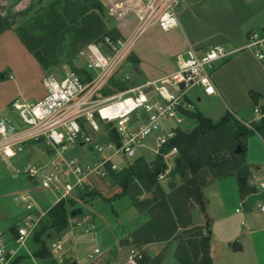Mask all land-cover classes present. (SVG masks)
Instances as JSON below:
<instances>
[{
	"label": "rangeland",
	"instance_id": "obj_1",
	"mask_svg": "<svg viewBox=\"0 0 264 264\" xmlns=\"http://www.w3.org/2000/svg\"><path fill=\"white\" fill-rule=\"evenodd\" d=\"M123 1L125 0H0V116L10 115L9 108L17 99L25 102L43 99L47 95V90L43 87L45 77L53 76L60 79L70 69L83 72L85 61L77 58L78 52L90 43H100L106 35L119 36L117 25L121 14L113 12V6ZM129 58L130 56L125 59L107 83V93H116L120 89L134 85L132 80L137 83L143 82V77L136 73ZM126 75L132 79L127 83L121 81ZM229 86L237 94L234 104L236 116L247 122L253 123L254 118L255 122H259L260 119H256L252 112L253 105L249 97L239 93V84L235 82L234 87L232 84ZM198 96H202L199 102ZM187 97L194 105L193 111H199L206 116H218L216 120H219L227 110V105L221 98L208 99L199 89L191 90ZM237 121L244 125L242 121L238 119ZM169 126L173 127L174 124L170 122ZM193 127L194 122L191 120L184 126L187 131H191ZM151 142V138L145 140V144ZM239 148L240 146L236 145L235 128L230 124L222 125L219 129L205 134L199 141L193 154L206 161V166L199 171L200 181L206 184L203 192L205 204L204 210H201L192 198L188 202V210L193 227H199L193 222L194 218L205 225L206 218L212 215L219 240L237 236V240L244 246L240 251L231 252L232 248L228 242L223 253L217 257L218 264H264V214L258 208L264 193L256 188L255 184L245 188V193H241L238 179L227 178L213 182L218 179L216 174L225 173L236 174L238 178L246 179L251 178L253 173L255 178H264V136L254 134L248 137L244 155L246 166L243 171L241 168L232 169L234 167L232 153L240 156L241 150L239 152L237 150ZM35 152L31 154L40 153ZM82 154L86 155L87 152L83 151ZM138 155L130 162V166L137 162L150 164L156 158L146 149H141ZM68 156L73 157L76 154L69 153ZM27 158L30 159V152ZM28 161L20 159L14 164H25ZM129 167L114 174L109 181L96 183L94 190L75 194V197L65 204L72 216L89 219L97 231V239L92 242L89 235L84 234L83 229H76L73 242L66 245V258L69 264L78 262L98 264L102 261L117 264L115 255L118 253L119 242L125 248L120 254L123 261L119 259L118 264L123 262L126 264L125 258L129 248L146 252L145 264H179L175 259L178 251L182 252L185 248L191 250L186 243L193 241L194 235L198 233L197 229L192 227L187 232L179 230L170 240L156 242L157 244L153 246L134 244L130 237L133 231L128 236L130 240L128 238L121 240L134 227L137 226L134 231L141 227L138 224L145 218L149 220L147 213H139L132 206L130 197L121 193V183L128 176ZM191 177L185 164L172 161L170 175L157 183L167 192H171L183 186ZM28 182L25 177L13 180L9 171L4 167L0 168V214L5 215V219H0V232L7 239L10 237L7 233L8 228L13 225L9 229L13 236L16 226L26 214L23 204L15 202L14 198L33 188ZM248 183L250 184V180ZM132 187L133 185L130 186L129 195L130 192L139 193L136 189L132 191ZM255 188L257 191L253 192ZM233 191L238 193L237 199H232ZM140 194L141 198L151 197L149 192L140 190ZM31 195L37 205L36 211L40 213L45 212L56 201V196L50 191L35 190ZM243 196H247L246 203L243 202ZM42 224L47 226L46 222ZM66 234L65 229L58 230L56 227L46 229L43 231L41 241L49 251V244L54 240H61ZM28 247L32 255L41 248L34 237L29 241ZM94 247H98L102 252L98 261H90L87 258L89 249ZM151 248L153 251H150ZM51 258L47 257L44 260L33 258L31 264H56ZM25 263L30 264V258L20 261L19 264Z\"/></svg>",
	"mask_w": 264,
	"mask_h": 264
},
{
	"label": "built area",
	"instance_id": "obj_2",
	"mask_svg": "<svg viewBox=\"0 0 264 264\" xmlns=\"http://www.w3.org/2000/svg\"><path fill=\"white\" fill-rule=\"evenodd\" d=\"M184 1L125 0L114 5L113 12L121 14L120 22L128 17L136 20L129 36L106 35L100 43L86 45L77 54L85 61L83 72L70 69L60 79L45 77L47 95L43 99H17L9 108L10 115L0 116V168L9 171L13 180L25 177L33 187L14 198L23 204L26 214L10 239L0 232V264H11L20 255L33 260L28 243L47 211L127 170L141 149L161 157L165 163L166 169L158 181L170 175L172 161H178L179 156L174 141L179 132H189L184 126L191 120L189 113L195 112L188 93L199 89L205 96L216 95L214 69L236 51L215 46L199 54L190 48L177 56L176 69L170 75L116 93H107L106 88L149 29L156 26L169 32L178 27L177 9ZM241 50L251 52L258 62L264 63V27L250 31ZM130 80L128 75L121 79L126 83ZM254 114L259 120L264 117V110L256 106ZM244 125L250 127V123ZM148 138L151 144H145ZM35 151L40 153L31 154ZM83 151L87 154L83 155ZM69 153L76 156L69 157ZM20 159L29 161L14 164ZM254 184L264 193V179ZM35 190L50 191L56 196L55 203L45 212L36 211L31 195ZM258 208L264 214V198ZM77 228L83 229L90 241L97 239L96 228L89 219L69 214L67 234L49 244L57 264H69L66 245L73 242ZM101 255V250L94 247L87 258L98 261ZM143 256V252L130 248L126 264H138Z\"/></svg>",
	"mask_w": 264,
	"mask_h": 264
},
{
	"label": "crops",
	"instance_id": "obj_3",
	"mask_svg": "<svg viewBox=\"0 0 264 264\" xmlns=\"http://www.w3.org/2000/svg\"><path fill=\"white\" fill-rule=\"evenodd\" d=\"M177 14L179 25L176 29L163 32L156 26L152 27L135 45L129 55L131 58L129 60L133 64L136 73L142 76L144 80L137 83L131 79L134 85H141L146 81L157 80L172 74L176 69L177 56L184 54L190 48L195 49L199 54H203L211 47L221 46L228 51L236 52L227 60L218 63L214 69L213 81L217 92L216 95H202L208 99L221 98L227 105V110L219 120H216L218 116H206L198 112L214 123L220 121L226 113H230L236 120L238 119L242 123H251L252 121L247 122L236 116V106L234 104L237 94L230 89L229 84H232V87L235 86V82L239 84V93L241 92L244 96L249 97L253 105V114L256 106H260L264 110V63L258 62L251 52L241 50L247 42L248 33L264 27V0H185L179 7ZM130 19L132 21L129 22ZM135 24L136 20L134 17H128L127 20L119 22L117 25L118 34L122 37L129 36ZM201 97H197L198 102L201 100ZM253 121H255V118ZM227 178L239 180L236 174H232L227 177L218 178L213 182ZM258 179L264 178H255V175L252 173V177L246 180V188L250 185L251 187L254 186L255 181ZM248 180H250V184ZM204 189L205 187L202 193ZM241 190V193H245V188L241 187ZM253 192H255V189H253ZM237 198L238 193L233 191L232 199ZM246 199L247 196H243L244 203H246ZM211 216L208 217L211 226L210 256L213 263L218 264L217 257L223 253L225 245L228 242H230L229 246L231 248L235 242L240 245L241 250L244 246L237 240V236H232V238L230 237L226 240H219L217 229L214 227L215 222L212 221L213 217ZM0 219H5V215L1 213ZM146 221L147 218L138 224V226H142ZM195 221L194 218L193 222L198 226L204 225ZM12 226L8 228L7 232L8 236H10L9 239L12 237L9 232ZM134 228L127 235H124L121 240L128 238L130 233L134 231ZM155 244L157 243L148 244L147 246ZM123 248L125 246L123 247L119 242L118 253L115 255L117 264L119 259H123V256L120 257ZM150 251H153V249L151 248ZM144 255H146V252ZM108 263L107 261H102V263L98 264ZM123 264L125 263L123 262Z\"/></svg>",
	"mask_w": 264,
	"mask_h": 264
},
{
	"label": "trees",
	"instance_id": "obj_4",
	"mask_svg": "<svg viewBox=\"0 0 264 264\" xmlns=\"http://www.w3.org/2000/svg\"><path fill=\"white\" fill-rule=\"evenodd\" d=\"M77 72L79 71L77 70ZM252 96L254 95L252 94ZM189 117L195 124L194 128L189 132H179L174 144L179 150L180 163L185 164L192 177L188 178L183 186L177 187L171 192H166L157 183L158 176L164 172L166 165L161 157H156L153 163L137 162L129 167V174L121 183V193L130 197L132 206L140 213L149 215V220L131 233L130 237L134 244L143 246L156 242H165L176 236L179 230H186L187 232L192 227L196 228L198 233L194 235L193 241L186 243L187 246L191 247V250L185 248L182 252L178 251L175 259L179 264H214L210 256L211 226L209 219H206L204 226L193 227L188 210V202L192 198H194L201 210H204L202 191L206 184L204 181H200L199 171L206 166V161L202 157L194 156L193 153L205 134L219 129L222 125L230 124L235 128L236 145L240 146L241 150L240 156H237L234 152L232 153L231 158L234 159V167L232 169L241 168L243 171L246 166L244 161L246 140L254 134L264 136V117L259 122L250 123V127L241 125L230 113H226L216 123L199 112L189 113ZM230 175L232 174H216V177L222 178ZM245 175L240 174V176ZM131 185H133L132 191L136 189L139 193L132 194L130 192L129 195ZM140 190L149 192L151 197L141 198ZM69 214L64 203H59L47 211L33 236L34 240L40 243L41 246L33 254V258L44 260L47 257H52L45 247V243L41 241V236L46 229L56 227L58 230H67ZM45 222L46 227L42 224ZM146 256L144 255L139 261L140 264H145ZM29 258L31 264L32 258L24 255L15 258L11 264H19L20 261L29 260Z\"/></svg>",
	"mask_w": 264,
	"mask_h": 264
},
{
	"label": "water",
	"instance_id": "obj_5",
	"mask_svg": "<svg viewBox=\"0 0 264 264\" xmlns=\"http://www.w3.org/2000/svg\"><path fill=\"white\" fill-rule=\"evenodd\" d=\"M237 150L239 152L240 151V148L237 149ZM179 162H180V160L178 161V163ZM246 180H247L246 177L239 178V183H240V185H241V187L243 189L246 188ZM240 250H241V247H240V245L238 243L235 242V243L232 244V251L236 252V251H240Z\"/></svg>",
	"mask_w": 264,
	"mask_h": 264
}]
</instances>
